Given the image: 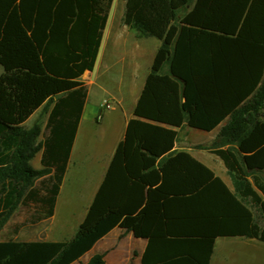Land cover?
<instances>
[{"label": "trees", "instance_id": "1", "mask_svg": "<svg viewBox=\"0 0 264 264\" xmlns=\"http://www.w3.org/2000/svg\"><path fill=\"white\" fill-rule=\"evenodd\" d=\"M112 3L0 0V231L20 204L35 223L54 214ZM122 21L161 45L85 219L64 241L0 240V264H73L115 227L148 240L142 264H210L218 237L264 242V0H125ZM52 103L38 141L23 124ZM185 123L220 127L205 147L233 189L174 149Z\"/></svg>", "mask_w": 264, "mask_h": 264}, {"label": "crops", "instance_id": "2", "mask_svg": "<svg viewBox=\"0 0 264 264\" xmlns=\"http://www.w3.org/2000/svg\"><path fill=\"white\" fill-rule=\"evenodd\" d=\"M114 3L115 0L111 5L109 17ZM124 10L125 0H118L111 22L108 17L95 67L85 71L80 77L85 83L87 96L67 169L54 214L36 222L39 224L45 221V225L43 234L34 240L64 241L75 236L67 237L77 233L105 179L116 149L125 137L129 121L136 117L135 109L161 40L155 37H138L135 30L123 23ZM2 72L3 68L0 69V73ZM57 98L58 96L55 100ZM106 100L113 103L109 110L103 107ZM53 107L54 103L48 108L43 104L24 123L41 119L47 126ZM100 114L102 118L99 119ZM176 129L179 134L174 149L186 151L202 161L233 189L232 179L223 160L209 149H197L199 137L205 138L207 145L215 139L220 127L210 132L204 131L208 133L207 136L199 135L195 131L199 129L186 123ZM42 153L43 150L37 152L30 162L36 169L43 167ZM125 236H128L132 244L128 253L120 252L127 257L123 264H142L148 240L135 237L132 232L120 227L111 230L91 251L73 264L81 263L87 257L83 262L86 263L96 253H104L107 264H117L116 261L109 262L108 256L117 249ZM108 237L117 239V242L106 255L101 248L106 245ZM233 247L247 253L244 257L237 258L238 253L231 251ZM263 251L264 242L257 239L239 236L218 237L210 264H264Z\"/></svg>", "mask_w": 264, "mask_h": 264}, {"label": "rangeland", "instance_id": "3", "mask_svg": "<svg viewBox=\"0 0 264 264\" xmlns=\"http://www.w3.org/2000/svg\"><path fill=\"white\" fill-rule=\"evenodd\" d=\"M118 4V0H115L114 6L111 10L109 22L112 21V18L114 17L115 10ZM0 69H2V66H0ZM34 124H39L41 127V135L38 138V141L42 140L47 132V126L44 124V122L41 121V119H35V120H28L23 125L25 127H32ZM196 133H198L201 136H207L208 133L200 130H195ZM197 149H206L205 147V138H198V147ZM34 209L33 208H27L24 207L22 204L19 205V207L13 212L12 216L8 220V222L5 224V226L0 231V240H19V241H31L34 239H37L40 237L41 234H43L45 221L40 222L39 224H36L34 222ZM75 234H72L71 236H67L68 238L73 237ZM226 239V238H222ZM106 245L101 248L106 255L109 254L112 249L114 248L115 243L117 242V239H112L111 237H108L106 239ZM132 244V241L128 238V236H125L117 249L109 254V262L116 261L117 264H123L124 261L127 260V257L125 254H121V251L129 252V246ZM231 251L237 252L239 256L237 258L244 257V255L247 253L245 250H240V248L233 247ZM264 253V251H263ZM235 257V256H234ZM87 260V257L81 263L85 262ZM76 263V264H81ZM109 264V263H108Z\"/></svg>", "mask_w": 264, "mask_h": 264}, {"label": "built area", "instance_id": "4", "mask_svg": "<svg viewBox=\"0 0 264 264\" xmlns=\"http://www.w3.org/2000/svg\"><path fill=\"white\" fill-rule=\"evenodd\" d=\"M103 107H104L105 110H109V109H111V108L113 107V103L110 102L109 100H106V101L104 102ZM100 118H102V114L99 115V119H100Z\"/></svg>", "mask_w": 264, "mask_h": 264}]
</instances>
